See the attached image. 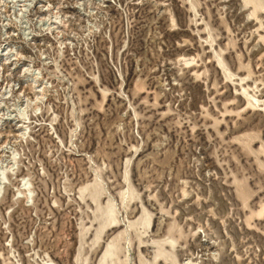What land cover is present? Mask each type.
<instances>
[{
  "label": "rangeland",
  "instance_id": "obj_1",
  "mask_svg": "<svg viewBox=\"0 0 264 264\" xmlns=\"http://www.w3.org/2000/svg\"><path fill=\"white\" fill-rule=\"evenodd\" d=\"M251 1L0 0V264H264Z\"/></svg>",
  "mask_w": 264,
  "mask_h": 264
},
{
  "label": "bare ground",
  "instance_id": "obj_2",
  "mask_svg": "<svg viewBox=\"0 0 264 264\" xmlns=\"http://www.w3.org/2000/svg\"><path fill=\"white\" fill-rule=\"evenodd\" d=\"M245 2L246 3H250V2H252L251 0H245ZM245 3V4H246ZM257 7L259 8V7H263V4L262 3H259V4H257ZM256 10V9H255ZM21 183V182H20ZM21 185V184H20ZM109 246V245H108ZM106 254H108V253H106ZM104 257H105V255H103Z\"/></svg>",
  "mask_w": 264,
  "mask_h": 264
}]
</instances>
